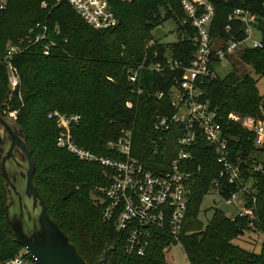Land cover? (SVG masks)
<instances>
[{
  "label": "trees",
  "instance_id": "16d2710c",
  "mask_svg": "<svg viewBox=\"0 0 264 264\" xmlns=\"http://www.w3.org/2000/svg\"><path fill=\"white\" fill-rule=\"evenodd\" d=\"M49 3V9L41 6ZM118 18L109 29H96L72 7L68 0H9L0 12V60L9 43L19 44L37 22L49 24L47 39L56 41L48 55L41 40L17 54L13 63L20 83L10 96L8 73L0 65V115L17 111L16 123L28 132V141L36 160L35 180L44 198L48 213L71 238L89 264H94L106 246L116 245L111 252V264L129 260L132 264H169L165 247L171 239L165 235L155 239L145 255L125 253V239L113 222L102 217V207L93 200L95 188L107 183L103 167L96 162L82 161L57 146L58 128L51 111L77 113L81 119L72 126L76 142L92 152L110 156L107 142L117 140L122 129L133 131V154L153 170L176 156V136L167 142L159 154H153L151 139L156 136V113L170 103V97L158 99L156 93L166 91L170 77L142 70L134 87L128 71L155 51L162 59L169 51L179 60L189 62L194 54L191 41L179 38L173 43H161L154 29L165 18H184L179 0H107ZM216 7L212 37L221 35L243 38L245 25L239 19L231 21L235 9L249 10L256 17L255 29L262 45L246 46L242 60L264 77V0H210ZM233 29L226 31L227 24ZM180 26V24H179ZM55 27L60 34L55 33ZM67 40V41H65ZM153 43L152 46H149ZM258 81L235 68L225 77L209 78L203 86L205 98L219 114L226 139L234 157H241L246 177H253L257 190L254 215L232 219L219 208L205 225L200 218L201 207L213 180L221 171L213 145L202 141L192 148L195 157L192 199L184 221L180 240L190 264H264V242L261 251L254 252L233 243L246 232L264 233V147L254 143V135L245 127L244 117L264 121V97ZM142 89L138 93L136 90ZM258 167L259 170H254ZM7 192L0 171V260L18 254L22 246L8 230L5 218ZM163 233V232H160Z\"/></svg>",
  "mask_w": 264,
  "mask_h": 264
},
{
  "label": "built area",
  "instance_id": "2783aa9c",
  "mask_svg": "<svg viewBox=\"0 0 264 264\" xmlns=\"http://www.w3.org/2000/svg\"><path fill=\"white\" fill-rule=\"evenodd\" d=\"M8 1L0 0V12L7 9ZM60 1L56 0L57 4ZM68 1L96 29H109L118 24V18L107 0ZM179 1L186 16L179 19L178 36L191 41L194 47L192 59L189 62L176 59L169 51L164 53L162 59H156L159 53L155 51L152 57L145 58L128 71L129 81L134 87L138 85L144 69L163 76L171 75L169 88L156 93L158 99L167 93L170 103L157 111L154 125L156 136L151 139L152 152L156 155L163 147L167 150L168 134L176 136L178 151L166 168L163 162L154 161L153 165L162 169L153 170L133 154V131L130 129H122L117 140L107 142L110 156L99 155L79 145L73 136L72 126L81 119L80 114H66L58 110L48 114L59 130L56 138L58 147L68 150L82 161L96 162L103 167L107 183L95 188V202L102 207L103 220L113 222L118 233L124 237L128 258L145 255L153 241L165 235L171 239V244L165 247L166 252L172 246L184 251L180 236L196 181L193 171L196 157L191 149L202 141L214 146L221 165L210 191L213 190L227 204L237 207V213L227 216L232 219L245 215L255 218L257 190L254 178L245 176L241 157L233 156L219 114L205 98L203 86L207 79L218 76L214 65L222 64L239 46L262 45L261 39L255 36L254 23L257 19L249 10L235 9L229 19H239L244 23L245 36L230 39L221 35L212 37L215 5L210 0ZM41 6L49 9L47 1H43ZM49 27L47 22H37L19 44H8L0 65H4L8 73L10 96L20 83L14 57L31 45L46 40ZM232 29V24H227L226 31ZM54 30L57 35L60 34L57 27ZM48 41L44 48L46 55L50 53L51 46L57 45L53 39ZM152 45L150 43L149 46ZM135 91L140 93L142 89ZM248 118L245 127L254 135L255 145L264 147V121ZM253 169L259 170L258 167ZM22 248V252L0 260V264H39L27 248ZM121 264L132 263L127 260Z\"/></svg>",
  "mask_w": 264,
  "mask_h": 264
},
{
  "label": "water",
  "instance_id": "95a60500",
  "mask_svg": "<svg viewBox=\"0 0 264 264\" xmlns=\"http://www.w3.org/2000/svg\"><path fill=\"white\" fill-rule=\"evenodd\" d=\"M156 37L166 35L163 25ZM0 171L7 192L5 218L15 241L28 249L39 264H89L71 238L48 213L35 180L36 160L28 132L0 115ZM116 245L106 246L94 264H111Z\"/></svg>",
  "mask_w": 264,
  "mask_h": 264
},
{
  "label": "rangeland",
  "instance_id": "374dc122",
  "mask_svg": "<svg viewBox=\"0 0 264 264\" xmlns=\"http://www.w3.org/2000/svg\"><path fill=\"white\" fill-rule=\"evenodd\" d=\"M161 16L164 18L163 25L165 26L166 35L159 38V41L161 43H173L177 41L180 37L178 36L180 32V26L179 22L176 21L174 18H165L166 12L164 9H161ZM255 36H258L259 34L255 33ZM246 47L245 46H239L233 53H231L227 60L223 61L222 64L217 63L216 66L214 65V68L218 74L219 77H225L227 76L231 71H233L235 68L237 69V72L239 75L244 76L246 74L254 77L258 83V89L261 95L264 97V77H260L257 75L252 68L251 65L246 64L241 57L242 50ZM264 102V100H263ZM17 111H5V119L12 123L13 125H17L16 119H17ZM248 118V117H247ZM246 117L240 118L244 121L246 124L247 119ZM249 119V118H248ZM93 194V200L95 202L96 196L95 193ZM96 204V202H95ZM214 208H219L223 213L229 214V213H237V207L235 205L227 204L221 197L217 196V194L211 190L208 192V194L205 196L202 207H201V214L200 218L203 221V223L206 225L208 223V220L212 217ZM264 242V233L259 232H246L245 235H243L239 239L233 240V243L236 245L241 246L244 249L254 251V252H260L262 243ZM23 249V248H22ZM20 249L18 253L22 252L23 250ZM167 260L169 264H190V261L186 255V253L180 248L176 246L170 247L167 252Z\"/></svg>",
  "mask_w": 264,
  "mask_h": 264
}]
</instances>
